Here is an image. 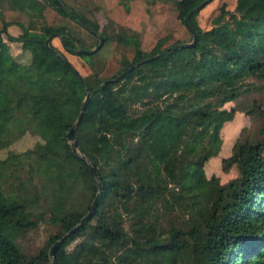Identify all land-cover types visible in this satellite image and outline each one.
Here are the masks:
<instances>
[{"label":"trees","instance_id":"obj_1","mask_svg":"<svg viewBox=\"0 0 264 264\" xmlns=\"http://www.w3.org/2000/svg\"><path fill=\"white\" fill-rule=\"evenodd\" d=\"M61 1L64 7L56 0H0V146L25 130L40 137L0 156V264H51L49 246L65 233L75 240L65 253L75 264H145L153 252L174 246L173 264H193L192 229L207 264H264V123L222 155V168L234 165V176L220 181L205 172L218 152L220 127L234 115L224 103L248 89V76L264 78V0L233 10L223 3L208 28L196 20L202 0H164L179 22L161 36L139 25L160 26L165 13L157 0H122L129 29L115 32L77 0ZM186 15L196 33L192 44ZM10 24L21 31L11 34ZM97 33L103 41L94 48ZM48 34L59 53L45 45ZM5 37L20 42L28 61L11 52ZM53 37L90 70L73 65ZM87 89L73 134L89 162L66 138ZM48 113L62 119L60 130ZM13 163L24 176L5 186ZM94 196L91 215L77 224ZM45 214L57 231L36 252H24L15 237Z\"/></svg>","mask_w":264,"mask_h":264},{"label":"rangeland","instance_id":"obj_2","mask_svg":"<svg viewBox=\"0 0 264 264\" xmlns=\"http://www.w3.org/2000/svg\"><path fill=\"white\" fill-rule=\"evenodd\" d=\"M79 6L86 14L94 17L100 27L107 25V29L111 32L118 31L121 28L128 30L127 24L124 22V7L122 0H77ZM152 1V0H150ZM158 4L155 6L157 10H164V17L161 20L159 27L150 23H141V28L148 29L152 35L161 36L168 33L173 27H175L179 19L176 15V10L167 5L164 0H157ZM249 0H208L202 5L196 14V20L202 28H208L211 26L212 16L217 13L218 8L221 4L233 10L236 5L243 6L248 3ZM97 7H94V6ZM92 8V11L88 10ZM11 34H17L21 31L20 27L16 24H10L7 27ZM32 34L37 36H44V32L40 29H33ZM6 39V37H5ZM9 48L11 52L20 60L28 61L29 54L20 47L18 40H8ZM54 44L62 49L68 59L75 65L81 72L86 73L90 70L89 65L85 63V60L76 54L66 52L60 40L57 37L52 38ZM123 46L116 44V50L114 57L119 58ZM118 60V59H117ZM60 67L67 70V67L61 62ZM107 67L110 70L115 69L116 64L107 61ZM104 73V70L101 72ZM246 85L248 89L242 91L239 96L235 99L228 100L224 103L226 107H234V115L225 120L220 127L221 142L218 152L209 157L205 162V172L207 175L212 173L219 176L220 181H224L229 177L236 174V168L231 165L227 170H224L221 165V157L225 153L229 152L231 143L238 137L244 135L255 134L258 127L264 123V78H259L250 75L246 78ZM46 120L50 122L55 128L60 130L62 119L52 113H48ZM40 137L29 130L23 131L17 137L13 138L6 145L0 146V156H5L10 151H21L27 147L32 146ZM7 178L5 186L15 187L17 183V177L21 174V169L17 163H13L7 169ZM45 214L41 217L34 227H28L23 230L15 240L19 243L22 250L26 253H34L42 246L49 236L50 233L57 231V225L48 220ZM191 237L197 242L196 243V261L193 264H207V256L204 251V246L201 243V236L197 229L190 231ZM75 240L71 236H67L65 233L62 240L59 242L54 252V259L57 264H75L74 261L66 256V250L68 247L73 245ZM178 248L171 247L168 249L158 250L151 254V257L146 260L145 264H173L175 255L177 254Z\"/></svg>","mask_w":264,"mask_h":264},{"label":"water","instance_id":"obj_3","mask_svg":"<svg viewBox=\"0 0 264 264\" xmlns=\"http://www.w3.org/2000/svg\"><path fill=\"white\" fill-rule=\"evenodd\" d=\"M56 1H57V3L59 4L60 7H64V4L62 3L61 0H56ZM207 1H208V0H202V1L196 6V8H200V7H201L202 5H204ZM187 16H188V15H186V16L184 17V21H185L186 25H187V26L191 29V31H192V39H191L190 41L186 42V44H192V43H194V41H195V39H196V33H195L194 30L192 29L191 25L188 23ZM82 23H83L87 28L90 29V26H89L84 20H82ZM97 35H98L99 40H98L97 44L94 46V48H97V47L102 43V41H103V34H101V33H97ZM50 36H51V34H48V35L44 38V43H45V45L48 46V47H49L50 49H52L53 51H55L56 53H59L57 49H55L54 47H52V46L49 44V38H50ZM83 49L86 50L85 48H83ZM156 55H158V54H154L153 56H156ZM153 56H150L149 58H151V57H153ZM64 59H65V58H64ZM142 60H145V59H142ZM65 61H67V60L65 59ZM140 61H141V60L136 61L135 63L129 65L126 69H127V70L130 69L134 64L139 63ZM67 63H68V65L70 66V68L72 69V71H73L74 73H76V75L78 76L80 82L85 86V82H84L82 76L78 73V71L74 68V66H72L68 61H67ZM124 72H125V71L122 70V71H121L120 73H118L117 75L105 79L104 82H106V81H108V80H109V81H110V80H111V81H112V80H113V81H114V80H117L119 77H121V76L123 75ZM89 97H90V91L87 89V90H86V93H85V96H84V98H83V100H82V103H81V105H80V109H79V111H78V114H77L75 120L73 121L72 125H71V126L67 129V131H66V138H67V140L70 142V145H71L72 150L78 152L81 156H83V157H85V158H86L85 154H84V153H80V152L78 151L79 148H78L77 140H76V138L74 137L73 131H74V127L79 123V121H80V119H81V117H82L83 111H84V109H85V106H86V103H87ZM86 159H87V161L89 162L88 158H86ZM91 168H92L93 171H94V177L96 178V182H97L98 189H99V188L101 187V181H100V178H99L98 173H97V171L94 169V166H93L92 164H91ZM95 200H96V196H94V198L92 199V201H91V203H90V207H89V209L86 211V213H84V214L81 216V218H80V220H79V222H78L77 224L82 223V222L84 221V219H85L87 216L91 215V213H92V211H93V208H94ZM63 236H64V235H62V236H60L59 238L55 239V240L51 243V245L49 246L48 254H49L50 257H51V264H56V263H55V259H54V252H55V249L57 248L59 242L62 240Z\"/></svg>","mask_w":264,"mask_h":264}]
</instances>
